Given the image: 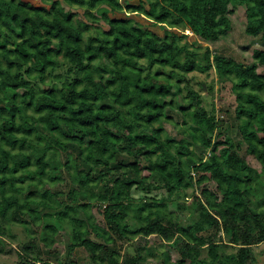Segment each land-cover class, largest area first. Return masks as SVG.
Returning a JSON list of instances; mask_svg holds the SVG:
<instances>
[{"label": "trees", "instance_id": "1", "mask_svg": "<svg viewBox=\"0 0 264 264\" xmlns=\"http://www.w3.org/2000/svg\"><path fill=\"white\" fill-rule=\"evenodd\" d=\"M240 6L244 32L264 40V0H0V253L15 250L17 264L258 260L264 49L249 59L192 44L225 38ZM211 69L230 82L234 114L180 85ZM214 80L202 83L212 94ZM64 224L62 256L40 234Z\"/></svg>", "mask_w": 264, "mask_h": 264}, {"label": "rangeland", "instance_id": "2", "mask_svg": "<svg viewBox=\"0 0 264 264\" xmlns=\"http://www.w3.org/2000/svg\"><path fill=\"white\" fill-rule=\"evenodd\" d=\"M32 1L35 2L36 4H42V0H32ZM75 9H78L80 10V12H82V9L80 8H75ZM135 18L142 21L145 25H149V22L143 17L136 15ZM232 21H233V29L228 32L225 38H218L213 41L200 40L197 42H193L194 41L193 32L191 30H187L189 33V37L185 38L184 41L193 42L192 43L193 46L197 47L198 50L200 51L204 50L207 45H209L212 48L218 47L222 49L225 53L234 55L237 58H240L242 55V56L250 57L249 59H251L253 57L252 53L255 48L264 49V40H262L258 36L253 38V36L248 35L244 32L245 7L240 6L235 10L232 16ZM157 29L160 32H162L163 30L160 27H157ZM213 79H215L214 94H212V92L207 90V88H204L202 85L203 82H211V80ZM160 81L161 80H159V82ZM188 81L191 82L196 88H200L202 90L203 103L205 104V106H207L209 110H211L212 106L215 105L218 109L221 107L228 108L230 112L234 114L233 108L235 106V97L231 93L230 82L224 80L222 76L217 75L215 73V70L211 69L210 72L191 71L186 75L185 79H183V81L180 82V85L183 86ZM167 126L169 129H171V126L169 124H167ZM248 157L254 165L259 166V163L256 159H253L250 155ZM141 164H143V162ZM201 183L203 185H207L211 187L212 189H216V183L209 175V173L206 174V176L202 179ZM187 201H191V200L189 199ZM171 208L178 209L179 203L175 201L171 205ZM94 211L97 213L96 209H94ZM184 214L185 215L188 214L187 209H184ZM70 228L71 226L69 224H64V227L60 228L57 234H51L49 232L42 230L40 235L41 237L48 236L49 238H54L63 256L65 255L66 252V246L69 236L68 232L71 230ZM14 229L16 231L17 238L13 240V243L14 245H17L18 241H21L22 240L21 238H24V235L23 232L21 231V227L16 226ZM255 250L257 253L258 260L252 264H264V242L255 246ZM206 255H207V250H204L203 256ZM17 258L18 255L15 250L9 253L8 252L0 253V264H17L16 262ZM141 258L143 264L156 263V260L146 258L144 254L141 255Z\"/></svg>", "mask_w": 264, "mask_h": 264}]
</instances>
